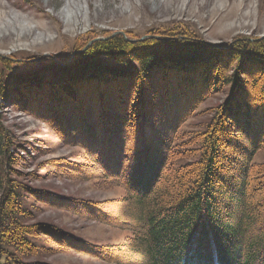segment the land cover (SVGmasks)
<instances>
[{
    "label": "rangeland",
    "instance_id": "obj_1",
    "mask_svg": "<svg viewBox=\"0 0 264 264\" xmlns=\"http://www.w3.org/2000/svg\"><path fill=\"white\" fill-rule=\"evenodd\" d=\"M115 31L134 38L158 31L182 34L218 50L237 48L243 41L256 44L264 39V0H0V84L11 87L13 76L26 73H38L40 78L50 80V73H41L48 62L57 60L66 64L67 58L77 54L75 51L87 48L95 40L109 38ZM228 62L227 75L232 77L233 74L234 80L239 65L233 60ZM178 75L169 72L168 77L162 74L154 81L162 82L164 88L169 87L168 94L161 85L157 89L173 97L171 107L179 103L177 108H170L169 100L163 110L160 108L163 100H154V106L145 104L147 111L152 109L154 129L149 125L151 132L169 135L171 173L167 175L174 180L181 174L192 177L200 171L197 163L201 154L200 140L214 110L231 95L234 86V82L228 80L218 91L202 97H196L204 93L198 89L185 96H172L180 88L175 87ZM257 76L247 74L244 80L249 81L245 83L247 91L255 95L250 104L251 121L261 133V129L264 130V77L257 80ZM120 84L113 86L111 94L100 87L97 101L80 86L82 97L94 100L89 103L86 122L78 124L83 127L82 133H76L73 122L69 123L71 113L65 114L67 123L60 122L62 116H53V102L49 101V106L43 104L44 90L10 89L7 96L0 95V132L7 145L5 154L10 156L3 159L0 155V162L5 163L1 164L7 171L6 184L9 182L10 187H14L16 199L8 205L17 225L11 234L28 240L23 247L32 249L34 246L28 253H22L15 246L10 248L25 264H139L145 258L127 250L121 252L118 263L94 255L100 247L124 243L133 236L134 229L130 227L140 226L134 218L139 213L134 202L120 200L126 195L125 189L114 180L103 178L99 165L93 164L86 155L87 148L92 154L107 143L110 148L105 155H114L118 152L115 139H108V134L100 131L94 137L97 138L95 143L88 146L80 138H85V129L92 126L88 123L93 112L101 105H114L121 115L134 112L132 108L126 110L123 96L127 95L130 101L136 94L132 93V88L126 89ZM120 86L122 92L118 99L123 101L115 105L113 97ZM145 87L143 82V89L147 91ZM123 127L126 130L122 139H127L124 144L133 149L141 128H136L133 121L124 122ZM260 137H264V131ZM154 146L156 149L155 143ZM261 146L253 164L264 171V139ZM95 157L100 158L97 154ZM130 163L129 167L123 164L117 169L130 172L133 162L130 160ZM0 191L1 194L2 189ZM40 229L55 234L57 240L55 235L39 234Z\"/></svg>",
    "mask_w": 264,
    "mask_h": 264
},
{
    "label": "trees",
    "instance_id": "obj_2",
    "mask_svg": "<svg viewBox=\"0 0 264 264\" xmlns=\"http://www.w3.org/2000/svg\"><path fill=\"white\" fill-rule=\"evenodd\" d=\"M125 35L128 39L117 33L95 40L70 60L67 58L66 64L57 60L48 62L41 73H50V80L40 78L38 73H26L13 76L11 87L0 84V95L3 96H7L10 89L44 90L43 104L49 106L53 102L51 112L53 116H62L59 118L62 123L66 122L65 114L71 113L73 120L69 116V123L73 122L76 133L84 131L79 125L86 122L89 103L97 101L100 87L111 94L113 86L121 83L136 94L130 101L127 95L123 96L126 110L132 108L134 112L121 115L114 105H101L93 112L88 123L92 126L85 129V138L79 136L88 146L95 143L97 138L94 137L100 131L108 134V139H115L118 152L114 155H105L110 148L108 143L97 147L98 151L92 154L87 148L86 155L91 157L93 164L99 165L103 178L114 180L125 189L126 195L120 199L122 203L134 202L139 212L134 218L140 226L130 227L134 229L131 238L118 245L100 247L94 255L115 263L121 252L127 250L145 257L139 264H264V171L253 164L255 154L263 147L264 137L260 135L264 130L258 133L252 124L250 104L255 95L247 91L245 83L249 81L244 80L247 74H258L257 80L264 77V39L256 44L246 40L237 48L218 50L182 34L158 31L144 38ZM230 60L239 65L234 80L232 73V77L227 75ZM169 72L180 74L175 77V87L180 88L172 91V96H185L198 89L204 93L196 97H202L218 91L228 80L234 82L231 95L214 110L209 127L200 140L201 154L197 159L200 171L192 177L181 174L176 180L167 175L171 173L168 168L169 135L151 132L149 125L154 129L152 109L147 111L145 107L147 103L154 106L156 99L163 100L162 110L167 107L168 100L170 108L178 107L179 103L171 107L173 97L166 95L169 87L154 82L159 75L168 77ZM241 75L243 78L240 79ZM143 82L147 91L143 89ZM160 85L166 94H161L162 90L159 92L157 86L160 88ZM80 86H84L87 95L94 100L82 97ZM120 92L121 86L111 101L115 105L123 101L118 99ZM132 121L141 130L136 147L130 149L124 144L127 139L122 136L126 130L123 123ZM6 146L0 132L3 159L10 158L5 154ZM96 154L100 158L95 157ZM130 160L133 162L130 172L117 169L123 164L129 167ZM1 163L5 164L0 162V264H25L10 246L18 247L22 253L30 252L34 246L32 249L23 247L28 240L11 234L17 225L8 205L16 199L14 187H10L9 182L6 184L7 171ZM38 232L55 235L49 231L47 234L43 229Z\"/></svg>",
    "mask_w": 264,
    "mask_h": 264
},
{
    "label": "water",
    "instance_id": "obj_3",
    "mask_svg": "<svg viewBox=\"0 0 264 264\" xmlns=\"http://www.w3.org/2000/svg\"><path fill=\"white\" fill-rule=\"evenodd\" d=\"M117 33H120V34H122V35H124L125 36V38H127L126 37V35H125V32H122V31H115L114 33H112V35H115V34H117ZM145 36H143L142 38H144ZM128 39V38H127ZM129 40H132V39H129ZM90 42H92V41H90ZM84 49H86V47H84L82 50H84ZM80 50H77V51H75V52H79ZM71 59V57L69 58V60Z\"/></svg>",
    "mask_w": 264,
    "mask_h": 264
},
{
    "label": "bare ground",
    "instance_id": "obj_4",
    "mask_svg": "<svg viewBox=\"0 0 264 264\" xmlns=\"http://www.w3.org/2000/svg\"><path fill=\"white\" fill-rule=\"evenodd\" d=\"M66 6H67V5H66ZM66 6H65V7H66ZM27 27H28V26H27ZM255 72H256V71H255ZM254 74H255V73H254ZM254 76H255V75H254Z\"/></svg>",
    "mask_w": 264,
    "mask_h": 264
}]
</instances>
